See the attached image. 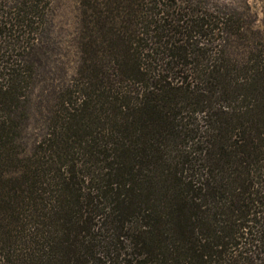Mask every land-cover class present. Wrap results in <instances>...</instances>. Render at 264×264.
Returning a JSON list of instances; mask_svg holds the SVG:
<instances>
[{
    "label": "trees",
    "instance_id": "obj_1",
    "mask_svg": "<svg viewBox=\"0 0 264 264\" xmlns=\"http://www.w3.org/2000/svg\"><path fill=\"white\" fill-rule=\"evenodd\" d=\"M52 3L0 0V264H264V32L212 2L79 0L78 96L51 78L35 119Z\"/></svg>",
    "mask_w": 264,
    "mask_h": 264
},
{
    "label": "rangeland",
    "instance_id": "obj_2",
    "mask_svg": "<svg viewBox=\"0 0 264 264\" xmlns=\"http://www.w3.org/2000/svg\"><path fill=\"white\" fill-rule=\"evenodd\" d=\"M201 2H212L217 5H226L243 10V18L251 22V26L260 32H264V0H198ZM79 0H53L49 7V17L45 21L44 29L38 37V42L32 49L34 55L30 56L24 64V68L35 72L31 84L30 101L34 111L35 119H39L35 108L39 106L41 115L46 114V106L53 103V99L47 100V94L43 91L46 84H50L51 78L59 86L57 92L74 91L72 99L78 96L76 93L80 84L75 75L77 53L75 51V40L78 32V9ZM246 4L249 6L247 13ZM245 9V10H244ZM253 24V25H252ZM32 35L26 39L32 45ZM0 40H3L0 37ZM34 44V43H33ZM39 61V62H38ZM73 82V83H72ZM72 85V86H71ZM43 91V93H42ZM55 102V101H54ZM29 126L23 134L25 139L32 133L33 127Z\"/></svg>",
    "mask_w": 264,
    "mask_h": 264
}]
</instances>
